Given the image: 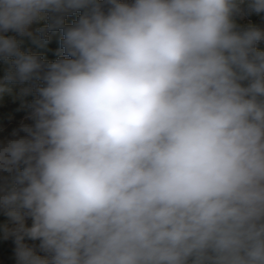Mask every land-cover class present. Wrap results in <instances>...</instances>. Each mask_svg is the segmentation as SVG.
<instances>
[{
	"label": "clouds",
	"instance_id": "clouds-1",
	"mask_svg": "<svg viewBox=\"0 0 264 264\" xmlns=\"http://www.w3.org/2000/svg\"><path fill=\"white\" fill-rule=\"evenodd\" d=\"M245 4L264 13V0H0V93L35 96L32 123L0 141L17 264H264V30L237 24ZM56 30L52 62L17 39Z\"/></svg>",
	"mask_w": 264,
	"mask_h": 264
},
{
	"label": "rangeland",
	"instance_id": "rangeland-1",
	"mask_svg": "<svg viewBox=\"0 0 264 264\" xmlns=\"http://www.w3.org/2000/svg\"><path fill=\"white\" fill-rule=\"evenodd\" d=\"M241 18L246 19V14H242ZM74 22L73 15H70L66 18L65 23L71 25ZM260 22V23H259ZM258 26L264 30V18L259 20ZM46 22L37 24L33 26V29L37 27L44 26ZM7 35H15L14 33H8ZM48 39L45 42L37 34V40L40 45L45 47L46 51L53 52L58 57L64 55L63 49L61 48L60 41L63 38L62 30H56L49 32L47 34ZM8 65L4 62H0V79L3 78ZM10 91L0 93V141L5 139H11L12 132L18 129L21 124H31L32 121L29 119L31 109L28 107L29 103L25 102V96L22 92V89L27 87V85H8ZM22 113V114H20ZM24 135V133H20ZM27 223L30 225L31 220H27ZM8 226L12 227L10 218L5 215L3 212H0V227L1 233L3 235V227ZM8 243V249L3 250L0 248V264H17L15 258V244L12 238L5 239ZM25 243L30 246H38L39 241L25 240ZM43 255V253H39Z\"/></svg>",
	"mask_w": 264,
	"mask_h": 264
},
{
	"label": "trees",
	"instance_id": "trees-1",
	"mask_svg": "<svg viewBox=\"0 0 264 264\" xmlns=\"http://www.w3.org/2000/svg\"><path fill=\"white\" fill-rule=\"evenodd\" d=\"M242 8L245 9L243 14H246L247 18L243 19V18H241V16H237L236 17L237 24L240 25L241 27H248L249 25H252V26H256V27L260 28L261 30H263L260 26H258V22L260 19L262 20L264 18V13H260V14L251 13V14H249L246 10V4L242 5ZM79 15H80L79 12L73 14L74 21L78 18ZM17 39L23 40V44L21 46L23 51H30L33 54L39 55L45 61L52 62V61H55V60L60 58L56 54H54L53 52L46 51L45 47L43 45H40L39 43H33L32 39L29 37L17 36ZM257 47L260 50H264V41L259 42ZM23 94L26 98L25 102H27L29 104L35 98L34 93H27V94L23 93ZM20 114H22V113H20ZM0 248L3 250L8 249V243L3 238V235L1 233V227H0Z\"/></svg>",
	"mask_w": 264,
	"mask_h": 264
}]
</instances>
